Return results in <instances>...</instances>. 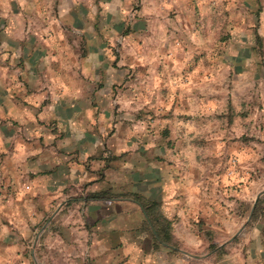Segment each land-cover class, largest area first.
I'll return each instance as SVG.
<instances>
[{
	"label": "crops",
	"instance_id": "crops-1",
	"mask_svg": "<svg viewBox=\"0 0 264 264\" xmlns=\"http://www.w3.org/2000/svg\"><path fill=\"white\" fill-rule=\"evenodd\" d=\"M186 1L0 0V264L24 258L32 211L40 220L63 210L91 264H264L259 216L244 245L217 254L239 224L223 217L218 176L210 192L180 178L168 140L140 118L153 109L140 43L156 10ZM149 201L165 229L146 217ZM211 229L224 233L212 253L200 249ZM176 240L189 249L179 258Z\"/></svg>",
	"mask_w": 264,
	"mask_h": 264
},
{
	"label": "rangeland",
	"instance_id": "rangeland-1",
	"mask_svg": "<svg viewBox=\"0 0 264 264\" xmlns=\"http://www.w3.org/2000/svg\"><path fill=\"white\" fill-rule=\"evenodd\" d=\"M152 15L137 53L145 61L144 75L153 72L161 81L144 76L145 100L153 109L140 118L155 123L152 132L168 140L180 178L209 191L218 176L223 217L232 213L239 221L233 242L216 249L227 257L225 247L240 248L252 219H264V0H187ZM156 59L159 64L152 65ZM34 214L30 236L21 243L24 258L18 254L13 264H91L89 242L72 234L71 222L61 223L68 221L65 210L50 219V212L40 220ZM146 232L156 250L159 242ZM203 233L200 249L214 252L224 233ZM173 246L175 258L189 251L177 240Z\"/></svg>",
	"mask_w": 264,
	"mask_h": 264
},
{
	"label": "trees",
	"instance_id": "trees-1",
	"mask_svg": "<svg viewBox=\"0 0 264 264\" xmlns=\"http://www.w3.org/2000/svg\"><path fill=\"white\" fill-rule=\"evenodd\" d=\"M141 206L144 209L145 215H146V217L148 218L149 221H151V218H152L155 221H157L159 224L162 223L163 224L162 228L165 229L164 228L165 223H164V220L162 219L161 215L154 211L155 207H156V203L149 201V202L144 203V204L142 203ZM164 234H166V232H164ZM165 243H166V241H165Z\"/></svg>",
	"mask_w": 264,
	"mask_h": 264
}]
</instances>
